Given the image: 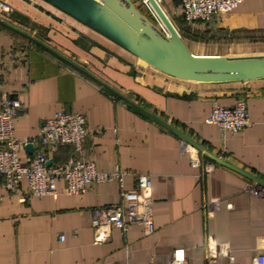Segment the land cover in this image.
I'll return each instance as SVG.
<instances>
[{
  "label": "crops",
  "instance_id": "1",
  "mask_svg": "<svg viewBox=\"0 0 264 264\" xmlns=\"http://www.w3.org/2000/svg\"><path fill=\"white\" fill-rule=\"evenodd\" d=\"M189 49L202 55L264 54V0H241L208 22L182 17L180 0H158ZM3 5L9 7L4 10ZM0 19L83 67L228 163L264 181V79L201 83L168 76L147 65L44 0H0ZM19 99L14 133L26 137L21 161L39 149L50 163L74 155L72 145L41 146L43 121L55 111L81 113L89 132L83 155L96 169L127 170L121 179L69 194H26L22 181L8 191L0 180V264H167L181 249L187 264H252L264 260V197L258 184L195 149L49 51L0 26V96ZM243 99L250 124L236 133L205 122L214 103ZM193 149V148H192ZM151 178V229L100 223L94 209L120 201L135 175ZM25 195L26 200L19 197ZM216 200L214 208L209 203ZM100 224V225H99ZM96 228L102 239L94 241ZM60 236L63 239H60ZM214 241L216 258L206 256Z\"/></svg>",
  "mask_w": 264,
  "mask_h": 264
},
{
  "label": "built area",
  "instance_id": "2",
  "mask_svg": "<svg viewBox=\"0 0 264 264\" xmlns=\"http://www.w3.org/2000/svg\"><path fill=\"white\" fill-rule=\"evenodd\" d=\"M158 1V0H157ZM241 0H180L182 17L190 25L208 22L215 16L234 9ZM8 10L7 5H3ZM21 109L19 99L0 96V180L8 191H17L22 181L26 184V194L56 195V181L62 179L65 191L69 194L84 192L92 183L121 179L127 170L116 169L113 172L98 171L93 161L83 155V140L88 135L84 116L76 111L58 110L46 118L39 128L37 140L41 146L72 145L74 155L63 162L47 164L48 158L39 149L30 159L21 161L19 151L26 137L14 133L13 118ZM205 122L217 124L222 131L236 133L250 124L246 102L243 99L231 106L214 103ZM182 145L193 160L197 159L195 148L182 140ZM193 148V149H192ZM151 178L147 173L135 175V185L121 191L120 201L94 209L106 225L125 228L129 223H140L146 231L151 229L150 206ZM254 193L264 197V187L255 184ZM26 200L25 195L19 197ZM216 200L209 203L214 208ZM100 225V224H99ZM60 239H63L60 236ZM102 239L96 228L94 241ZM206 256L209 260L216 258L214 241H209ZM151 264H163L152 262ZM167 264H187L181 249L173 250ZM252 264H264L259 256L253 257Z\"/></svg>",
  "mask_w": 264,
  "mask_h": 264
},
{
  "label": "water",
  "instance_id": "3",
  "mask_svg": "<svg viewBox=\"0 0 264 264\" xmlns=\"http://www.w3.org/2000/svg\"><path fill=\"white\" fill-rule=\"evenodd\" d=\"M107 37L154 69L177 79L201 83H227L264 79V54L202 55L193 53L157 0L147 6L159 20L155 24L133 0H44ZM0 26L24 37L85 74L110 93L174 132L214 161L230 167L264 187V181L206 151L176 127L146 110L83 67L60 55L33 36L0 19ZM30 149L31 143H26ZM47 164H50L49 159Z\"/></svg>",
  "mask_w": 264,
  "mask_h": 264
},
{
  "label": "rangeland",
  "instance_id": "4",
  "mask_svg": "<svg viewBox=\"0 0 264 264\" xmlns=\"http://www.w3.org/2000/svg\"><path fill=\"white\" fill-rule=\"evenodd\" d=\"M134 3L139 7V9L150 18L155 24L160 25L159 20L156 18L152 10L147 6V1L145 0H133ZM3 8V7H2Z\"/></svg>",
  "mask_w": 264,
  "mask_h": 264
},
{
  "label": "bare ground",
  "instance_id": "5",
  "mask_svg": "<svg viewBox=\"0 0 264 264\" xmlns=\"http://www.w3.org/2000/svg\"><path fill=\"white\" fill-rule=\"evenodd\" d=\"M145 1H147V0H145Z\"/></svg>",
  "mask_w": 264,
  "mask_h": 264
}]
</instances>
